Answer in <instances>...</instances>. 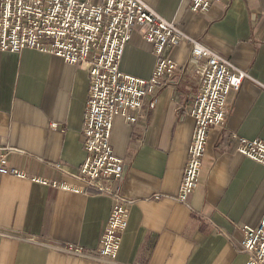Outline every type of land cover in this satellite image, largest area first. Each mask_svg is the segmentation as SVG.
Listing matches in <instances>:
<instances>
[{"label": "crops", "instance_id": "crops-1", "mask_svg": "<svg viewBox=\"0 0 264 264\" xmlns=\"http://www.w3.org/2000/svg\"><path fill=\"white\" fill-rule=\"evenodd\" d=\"M141 1L246 73L227 97L223 125L207 133L197 186L187 197L200 215L174 199L199 81L185 66L189 42L167 50L179 67L155 92L154 106L146 97L133 122L119 115L112 122V150L125 163L119 191L134 200L116 263L59 249L78 244L95 250L112 205L93 189L51 185L77 183L70 173L86 159L88 71L44 51L0 50V145L6 167L25 174L0 178V264H245L246 254L228 237L239 241L242 226H255L264 210V166L235 152L239 137L264 141V0H220L202 14L191 11V0ZM130 37L119 67L148 78L153 46L139 27Z\"/></svg>", "mask_w": 264, "mask_h": 264}, {"label": "built area", "instance_id": "built-area-1", "mask_svg": "<svg viewBox=\"0 0 264 264\" xmlns=\"http://www.w3.org/2000/svg\"><path fill=\"white\" fill-rule=\"evenodd\" d=\"M219 1L191 0L189 6L191 11L202 14ZM135 27H139L140 36L153 46L154 68L145 79L127 74L119 67ZM183 41L191 45L185 66L198 75L199 81L189 107L194 128L174 199L186 205L190 213L200 215L188 205L187 197L197 186L207 133L209 128L223 125L227 97L239 90L246 73L198 40L186 36L174 21H168L141 0H0L1 51L20 52L26 48L44 51L62 57L89 74L82 131L86 159L78 170L69 172L77 183L53 182L51 185L78 193L93 189L95 193L108 195L112 205L95 250L70 244L59 248L61 251L89 260L116 263L120 238L134 200L119 191L125 163L112 150V122L116 115L127 123L133 122L146 97L148 107L154 106L155 92L174 77L179 67L167 55V50ZM3 149L0 145V178L4 174L25 177L17 169L6 167ZM235 152L264 166L261 139L239 137ZM262 212L255 226H242L239 241L228 237L237 251L246 254L245 264H264V210Z\"/></svg>", "mask_w": 264, "mask_h": 264}]
</instances>
